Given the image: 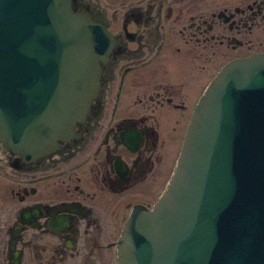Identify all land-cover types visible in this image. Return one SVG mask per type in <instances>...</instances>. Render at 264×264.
<instances>
[{
    "label": "flooded vegetation",
    "instance_id": "af4514ba",
    "mask_svg": "<svg viewBox=\"0 0 264 264\" xmlns=\"http://www.w3.org/2000/svg\"><path fill=\"white\" fill-rule=\"evenodd\" d=\"M113 38L84 128L26 159L0 143V264H117L129 215L165 188L194 107L264 51V0H71Z\"/></svg>",
    "mask_w": 264,
    "mask_h": 264
},
{
    "label": "water",
    "instance_id": "95a60500",
    "mask_svg": "<svg viewBox=\"0 0 264 264\" xmlns=\"http://www.w3.org/2000/svg\"><path fill=\"white\" fill-rule=\"evenodd\" d=\"M111 46L70 0H0L3 144L31 158L75 136ZM117 255L119 264H264V53L215 77L166 191L132 213Z\"/></svg>",
    "mask_w": 264,
    "mask_h": 264
}]
</instances>
